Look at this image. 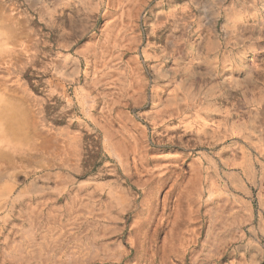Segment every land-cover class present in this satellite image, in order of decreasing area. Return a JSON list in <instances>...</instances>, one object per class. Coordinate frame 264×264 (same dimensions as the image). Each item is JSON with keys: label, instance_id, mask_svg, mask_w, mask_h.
<instances>
[{"label": "rangeland", "instance_id": "374dc122", "mask_svg": "<svg viewBox=\"0 0 264 264\" xmlns=\"http://www.w3.org/2000/svg\"><path fill=\"white\" fill-rule=\"evenodd\" d=\"M233 1L0 0L30 40L0 89L71 146L4 163L0 264H264V150L217 127L264 86L210 64L252 41L224 40Z\"/></svg>", "mask_w": 264, "mask_h": 264}, {"label": "bare ground", "instance_id": "6f19581e", "mask_svg": "<svg viewBox=\"0 0 264 264\" xmlns=\"http://www.w3.org/2000/svg\"><path fill=\"white\" fill-rule=\"evenodd\" d=\"M10 10V13L5 15L4 9H0V70L4 71V73L10 69L12 63L19 61L20 57L29 50L30 41L27 31L24 30L25 27L18 23L15 18L16 9L11 8ZM260 13L263 16L262 20L256 23L244 24L242 22V19L247 14ZM222 30L226 42H233L235 40L236 42L245 43L247 40L252 41L247 45L248 49L240 52L237 58L235 56L232 57L229 53H223V55L215 57L210 62V64L216 67L218 64L220 65L221 70L218 71L216 69L214 71V74L218 75L217 80L219 85H264V80L260 78L261 75H264V50L263 52H259V42L257 43L253 39L259 35H262L264 38V0H235L229 3ZM208 47L212 52L217 50L215 42H212ZM249 52L252 53L249 54ZM245 53L249 54V56H246ZM193 56L197 58L199 55L195 53ZM192 61H194V57L190 62L178 61L174 64L175 69L178 71L185 70L187 68L182 66L188 65ZM240 66H244L245 68H241ZM236 67H239V70L246 71L244 80L240 77L241 74L233 77L234 72L232 74L224 73L225 69H234ZM252 81L255 82L252 83ZM1 84L2 79L0 77ZM212 85L218 84L213 83ZM216 91H218L217 88L209 87L205 90L204 94L208 98ZM252 94L254 95L247 99L249 105L247 110L239 113L231 112L237 119L232 123H229L230 119L221 120L220 125L217 127L219 128V132L224 130L226 133H229L225 137L234 135L247 141H256L252 143L264 150V86L260 92L256 87L253 88ZM26 102V97L22 98L0 89V170L4 167L5 162L13 164L12 167H17V164L12 162V154H15L22 148H26L30 153L32 152L35 157H44L47 154L61 156L63 154L68 155L71 152V146L68 142L56 139L50 132L48 134L45 133L46 130L43 128L40 127L30 132L27 130L26 124L30 122V109L27 107ZM210 112L212 113V110L207 105V118H209ZM199 113L202 115V112ZM223 133L226 134L225 132ZM18 140L21 142L20 146L17 143ZM3 145L8 146L9 154L5 153Z\"/></svg>", "mask_w": 264, "mask_h": 264}]
</instances>
